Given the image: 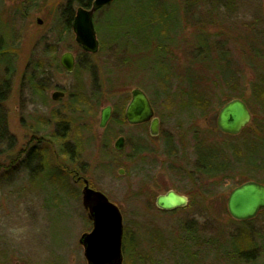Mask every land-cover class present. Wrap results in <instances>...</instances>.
Listing matches in <instances>:
<instances>
[{
    "label": "rangeland",
    "instance_id": "rangeland-1",
    "mask_svg": "<svg viewBox=\"0 0 264 264\" xmlns=\"http://www.w3.org/2000/svg\"><path fill=\"white\" fill-rule=\"evenodd\" d=\"M29 1L0 0V33L9 29L6 18L9 13H14L13 6ZM32 1L31 5L26 3L31 10L25 19L11 17L14 48L10 68L13 74L7 98L2 103L6 121L5 137L13 138V148L7 152L8 157L15 155L28 142L32 135L30 125L36 117L33 105L22 107L21 97L27 96L30 88L25 81L20 88V77L26 64L34 63L39 34L48 31L47 27L55 23L58 9L67 2ZM149 1L114 0L108 7L96 12V36L100 45L111 54L95 59L94 82L91 74H85L88 76L83 83L99 90L101 101L94 115L85 120L89 125L88 136L85 137L88 144L82 147L84 150L73 162V167L65 164L67 170L81 171L79 174L121 211L125 249L122 264H264V213L260 211L251 220L237 221L226 209L229 192L240 182L249 178L264 184V112L250 99L249 83L254 79V74L243 59L246 54L244 39L249 37V27L252 23L264 26V0H241L236 3L233 13L226 16L225 12V17L222 13L224 8L200 2L199 7H192L189 13L181 14L185 21H182L184 32L179 48H173L177 43L172 45L169 41L167 44V39H163L162 35L155 37L159 25L152 23V27L143 31L139 29L140 21L136 20L137 25L135 21L131 23L130 18L138 14L140 7H146ZM162 1L166 2L167 8L173 2ZM36 18L43 21L41 25L36 23ZM113 24L120 26L116 29ZM124 24L129 26V30L137 29L133 32L135 36L126 34L128 29ZM195 27L205 28L217 40L228 39L223 49L228 53L225 61H230L233 71L239 76L238 91L247 100L252 114L251 122L244 127L245 142L240 141V133L232 136L217 129L219 107L204 116L179 112L177 106L167 103L163 93L155 88L152 74L155 75L156 71L160 74L167 72L171 63L168 58L170 51L177 68L185 65L188 58L186 52L188 54L190 49H186L184 40H189ZM127 38H132L129 39L132 41ZM71 41L69 37L64 39L66 45L61 47L58 56L70 50ZM4 68L5 65L0 63V74ZM107 70L111 71L110 78L119 79V85L111 89L107 88ZM53 77L59 86H67L72 79L64 73ZM134 87H140L151 99L155 116L160 118L158 134L149 137L145 126L133 127L126 123L119 128L120 131L113 125L107 131L100 129V110L112 104L116 97L125 98L126 103ZM21 90L23 94H20ZM229 95L235 98L230 92ZM25 123L26 127L23 126ZM119 134H136L138 141L145 140L150 145L151 153L129 158L132 145L126 143L122 154L113 160L108 150ZM196 137L208 145L201 152L208 155L204 157L210 168L222 163L220 156L212 160L213 154L218 155L223 151L221 154L226 158L227 176L217 181L220 184L209 188V191L205 189L208 182L218 179H201L200 172L194 170ZM69 140L73 143L71 138ZM167 140H170L169 148L165 147ZM237 148L245 151L239 164L233 153ZM168 150L175 153L174 158L167 156ZM5 155L0 156V163L8 161ZM57 159H60L57 160L59 162L65 161H61V156ZM120 168L123 169L122 174L118 173ZM48 173L54 185H65L63 173L54 169ZM5 176L0 172V264H86L83 247L78 242L81 234L90 229L81 204V185L75 182L71 184L72 193L68 194L65 186L58 191L48 185L46 178L34 184L32 176L23 170L16 172L10 180L4 179ZM168 190L186 196L187 204L169 211L158 209L155 198ZM241 229H248L258 237L260 235L255 258L251 261L242 258L236 261L231 256L238 251L236 238L241 236ZM191 234L193 239H187ZM127 259H130L129 262Z\"/></svg>",
    "mask_w": 264,
    "mask_h": 264
},
{
    "label": "trees",
    "instance_id": "trees-1",
    "mask_svg": "<svg viewBox=\"0 0 264 264\" xmlns=\"http://www.w3.org/2000/svg\"><path fill=\"white\" fill-rule=\"evenodd\" d=\"M229 1H233L232 5H234L235 7L236 0H173L168 8V5L165 4L166 2H163L162 0H150L148 5L146 7H140V9L137 10L138 14L133 15L130 20H132L131 23L135 21L136 25L137 21H140L141 23L139 22V29L143 31H145V28L147 30L148 27H152V23L159 25V29L156 31L157 36H154L158 37L162 35L163 39L166 38L167 41H171L173 45L174 42H177L178 40L183 41L182 32H184V29L182 21H185V17H181V14L184 15L185 12L189 13L188 10L192 7H199L198 5L200 4V2H204L208 5L214 4L217 6V4L229 5ZM30 2L33 3L32 0ZM30 2L27 3L30 4ZM90 2L91 0H68L67 3L61 8V11L63 13L61 15L58 14L57 16H55V23H52L51 25L55 26L57 30L52 33H49L50 31H47L42 34L43 36L41 39L43 40V42L54 41L58 43L63 41L64 38L68 37L70 33L66 28L69 27V12L71 11V4L74 3L78 6L80 5L83 7H88ZM28 5H26L22 9V11L20 8L13 9L14 14H20V18L25 19V17L31 10ZM206 13L210 14L209 12ZM112 26L114 28L116 27L117 29V27L119 28L120 25L113 24ZM125 27L126 29H128L129 26H127L126 24ZM136 30V28L132 30L128 29L126 34L130 33L133 35V32H136ZM11 31V29L6 28V31L4 33H0V63L5 65L4 71H2V73L0 74V156L5 155L10 151V149L12 150L13 148V138L10 136L5 137L6 121L4 111L1 107V103L4 101L6 94L10 90V80L13 74L11 70L12 68H10V64L12 63L13 57L12 49L14 47L12 46V44L14 42V36L12 35L13 33ZM248 31L249 37L247 39H244V44L246 45V54L244 55L243 59L245 65L250 68L254 74V79L249 83V88L251 89L250 99H252L253 103L261 106L264 112V26H261L260 23H252ZM45 36H49V38L46 39ZM129 39L132 38H127L128 41H132ZM184 41L185 45H187L186 49H190V54H187L186 52V56L188 58L186 59L185 65L177 68V66L173 64L174 61L171 59L172 56H170L172 51H170L168 53V58L171 63L169 65V68L167 69V72H165V74H160L159 71H156L155 75L152 74V78H154V81L156 83V90L163 93L167 103L176 105L179 112L184 111L187 113H197V115L199 116H204L206 115V113L213 111V109L216 110L223 103L232 99V96L229 95V92L232 93L233 97L235 98H242V94L238 91V81L240 78L235 73V71H233V68L230 65V61H225V57L228 53L224 52L223 49L225 47L223 43L220 42V40H217L214 35L208 34L205 28L195 27V30L191 34L189 40L186 39ZM174 47H178V45L173 46V48ZM101 49L104 50L103 46L101 47ZM30 64L31 63L29 62L26 64L24 73L20 77V88L21 84H23L25 81L26 83H28L30 90L34 91L39 88L35 79V74L44 71L42 68L43 63L35 61L31 65ZM55 66L57 69H59V66L56 62ZM90 66L91 64H85V70L91 69L90 71L91 73H93V68H91ZM79 71L77 73H79ZM110 75L111 71L107 70L105 72L107 88L111 89L112 86L114 87L116 85H119V79L116 77L110 78ZM97 91V89L92 88L89 98H93L92 96L100 97V93H97ZM244 101L247 103V100ZM79 102L76 97L73 98L74 105H78ZM98 105L99 104H94L92 106L90 102L91 107L89 106V115H94V112L97 109ZM120 112V106L114 104V116L120 114ZM78 117L79 115L77 113H73L71 114V116L69 115L65 118L60 116L58 117L57 158L63 155L64 157L61 156V161L67 158V152H64L62 148L65 149L66 146H71L67 144L69 138L73 140L74 144L72 143V146L74 145L73 150L75 151L74 154L76 153L75 156H78V154L80 153L79 151L81 150V141L78 131L79 124H77ZM67 124L73 125L70 130L66 131L65 125ZM240 134V141L245 142V140H247V137L245 136V129H243ZM169 142L170 140H167L165 142L166 148H169ZM206 148H208V145L204 143V141H202L200 138L196 137L194 145V170L200 172V176L202 177L201 179H218L208 182V184L206 185L207 188L205 187V189L209 191V188H213L217 184H220L218 182H220L223 178H225V176H227V174L225 173L227 166L225 155L221 154L223 151H220V154H213V158L209 157L208 159L211 158L212 160H216L220 156V160L222 163H218L216 166H213V168H210V166L206 163V158L204 157L207 154L201 152ZM229 149H231V147H229ZM69 151L71 152V147H69ZM243 152L245 153L244 149H234L233 153L237 164L241 162ZM167 153L168 157H175V153H173L172 151L169 152L168 150ZM19 155L20 151H17L15 155H12L11 157H8V153L5 155L6 157H8V161L5 162V164L2 162L0 163V172H2L4 176L6 175V178L4 177V179H8V176H12L16 172L23 170L25 172H28L29 175L32 176L34 184H36L39 178L38 175L35 174V171L37 170L35 164L39 162L40 156L36 157V155H33L32 150L28 152L23 160L20 159ZM40 160L43 169V178L48 179V171H51V168L47 154L44 153ZM57 160L55 162V165L52 166V169L57 172L65 170L67 168L65 165V161L59 162ZM77 160L78 158L75 159L74 162H76ZM195 183L196 182H194L193 184ZM201 189L202 188L200 187V190ZM202 194L204 195V193ZM260 213H264V211ZM240 235V237L236 238L237 243H239L238 251L231 256L235 258L236 261L241 258L251 261L255 258L254 252L258 248L257 238H259L260 235L259 237L253 235L248 229H241ZM187 239H193V234L188 235ZM127 260L129 262L130 259Z\"/></svg>",
    "mask_w": 264,
    "mask_h": 264
},
{
    "label": "flooded vegetation",
    "instance_id": "flooded-vegetation-1",
    "mask_svg": "<svg viewBox=\"0 0 264 264\" xmlns=\"http://www.w3.org/2000/svg\"><path fill=\"white\" fill-rule=\"evenodd\" d=\"M8 1H12V0H8ZM239 1H241V0H236V3H238ZM232 2L233 1H229V5L217 4L218 8H224V11H222L224 17H225V12H226V16H229L231 13H233L235 11V7L237 4H235V7H234V5H232ZM26 3L27 2L17 4L16 6H13L12 9L23 8V6L27 5ZM62 13H63L62 11L59 12L60 15ZM69 15H70L69 27L66 29L70 33L68 35V37L72 39V41L69 43V45H72V46H69L70 50H65L64 52H62L58 56V53H59L61 47H64L66 45V43L63 42L64 40L61 42H58V43L54 42V41L43 42V40L41 39L43 35L40 34L38 36L37 43H36V47H37L36 53L38 56L36 61L39 63H43V65H44L43 70L44 71L43 72L41 71V72H38L35 74V79H36V82H37V85L39 86V88L34 90V91H31L29 89L28 95L21 97L22 98V101H21L22 107L25 105H29V104L33 105L34 109H35L34 112L36 113V117L33 118L32 125H30L31 128L29 129V131L31 132L32 135H31L30 139L28 140V142H26L23 145V148H21L19 157L21 160H23L26 157V155L28 154V152L31 150L33 152V155H36V157L40 156L39 162H37L35 164L37 167L35 174L38 175L39 180L41 178H43V171H42L43 169H42L41 160H40V158L43 156V154L44 153L47 154L48 160L50 161V168L51 169H52L53 162H55L57 160V150H58V138H57V136H58V133H57L58 121L57 120H58V117L60 116V117L65 118V117H68L69 115L71 116V114H73V113H77L79 115L78 119L77 118L76 119L78 122L77 124H79L78 125V127H79L78 131H79L80 141H81L80 149L82 150L83 149L82 147H85V145L88 144L86 142L85 137L88 136L87 132L89 131L88 130L89 125H88V121L86 122L85 120H88L91 117L89 115L90 102L93 100L94 104H99V102L101 101V96L100 97L99 96L98 97L92 96L93 97L92 99L89 98L91 92L88 90V86H86L83 83V80L88 75L79 74V73L75 74L72 71L67 72L63 68V66L61 65V56L64 53H70L72 58H73V61L76 65L80 64L82 61L90 62L91 68H93L95 66V59L97 57L99 58V57H103L105 55H109L104 50L101 49L102 46L100 45V40H98V48L94 52L85 50L80 44L76 43L74 40V33L72 30V22H73V18L75 16V10L72 9L69 12ZM92 20H93V24H96V19L94 18V16H93ZM40 21L41 22L38 23L37 18H36V23L38 25H41L43 22L41 19H40ZM94 27H95V25H94ZM47 30L50 31L49 33H52L54 31H56L57 29L55 26L50 25L49 27H47ZM95 30H96V27H95ZM45 38L48 39L49 36H45ZM97 39H98V37H97ZM230 39H231V37H229V40ZM220 42H222L224 47H225L226 43L228 42V39H225V40L221 39ZM168 43H169V41L167 42V44ZM174 43L178 44V47H175V48H179L181 41L178 40L177 42H174ZM70 47H75V48H70ZM55 62L58 64L59 69L56 68ZM59 73H64L65 75L72 77V79L69 81V84L67 86H59L55 83L53 75L55 76L56 74H59ZM92 79H93V76H92ZM23 93L24 92L21 90L20 94H23ZM145 95H146V93H145ZM74 97H76V99H78V102L80 101L78 105L73 104V98ZM146 97H147V99L151 105L152 110H153V116L152 117L153 118L157 117V116H155V112L153 109L151 99L147 95H146ZM114 98H115V96H114ZM130 98H131V90H130L129 99L126 103H125V100H126L125 98L116 97V100L112 104L111 103L107 104L106 106H109L111 109L109 119L103 128L99 127V122H98V127L100 129L105 128L107 131L113 125V127L114 126L116 127V130L118 129V131H120L119 128H121V126L124 125L125 123L127 125H130L133 127H137L140 125V126L146 127L149 137H153L149 133V128L151 126V119L146 121V122H141V123H137V124H129L126 121V119L124 117V112H125V108H126L128 102L130 101ZM58 104H60V106H58ZM114 104L119 105L120 109H121L120 114H118L116 116H114ZM245 104H246L247 108L249 109L246 102H245ZM106 106H104V107H106ZM249 111H250V109H249ZM39 112H42V113H41V115L38 116ZM100 113H101V110H100ZM250 113H251V111H250ZM251 117H252V114H251ZM157 119L159 121V127H158V132H159L160 118L157 117ZM82 121H85V122H82ZM99 121H100V115H99ZM72 125L73 124L65 125L66 131L70 130ZM23 126L26 127V123H25V125L23 124ZM130 136L129 135L123 136V135L119 134L116 137V139L113 142L112 148L110 150H108V152L110 153V156L112 157L113 160L115 158H117L118 155L122 154L126 143H128V144L131 143V145H132V147L130 149L131 153L128 155L129 158H132V159L137 158L145 152L151 153L150 152V145H148V143L145 140L138 141L137 137H135L136 134L135 135L133 134ZM119 137H122V142H121L122 148L120 150H117L115 148V142ZM82 140H83V142H82ZM69 141L67 144L71 145V146H69V147H71V152L69 151L68 146H66L65 149L62 148V150L64 152H67L66 160L70 163V165H68V167L71 165H72L71 167H73V162H74L75 158L77 159L80 156L81 150L79 151L80 153L78 154V156H75V154H74L75 151L73 150L74 145L72 146L71 141L70 142ZM68 151H69V153H68ZM120 170H122V172H123V169L120 168V169H118V173L120 172ZM80 172L81 171L74 170V169H72L70 172H68V170H62L61 171V173H63V175L65 176V178H64V180H65L64 184L65 185H63V186H65L64 190L68 191V194L72 193V186H70V185L73 184L74 182L77 184H80L81 189H82V187L84 186V180H86L88 182V186L91 189L99 191L98 189L93 187L84 176L79 174ZM69 176H70V179H69ZM45 181L48 182V185L54 186L58 191L63 190L62 185L57 186V185L53 184L54 181H52V176H48V179H46ZM80 194H81V190H80ZM158 209H160V208H158ZM84 211H85L84 213L86 214V218L90 224V229H89V231H90L92 229V222L88 217V210L84 209ZM120 213H121V211H120ZM89 231H87V232H89ZM123 237H124V229H123V236H122V255L124 252V250H123V248H124Z\"/></svg>",
    "mask_w": 264,
    "mask_h": 264
},
{
    "label": "water",
    "instance_id": "water-1",
    "mask_svg": "<svg viewBox=\"0 0 264 264\" xmlns=\"http://www.w3.org/2000/svg\"><path fill=\"white\" fill-rule=\"evenodd\" d=\"M114 0H93L90 8L77 7L72 22L74 40L85 50L96 51L98 40L93 24V14L98 9L110 5ZM40 23V19H37ZM61 65L67 72L73 68V58L70 53L61 56ZM110 107L101 109L99 127L103 128L110 116ZM153 116V110L145 95L139 88L131 89L124 117L129 124L146 122L151 119L149 133L158 134L159 121ZM251 120V113L245 102L233 98L222 105L216 117L217 129L228 135H237ZM122 137L115 142V148L120 150ZM122 174V170L119 172ZM82 207L88 210L92 229L81 234L79 244L83 247L86 264H122L123 225L119 208L111 203L100 191L91 189L84 180L81 190ZM187 204V197L174 190H168L155 198V205L161 210L169 211ZM228 214L237 221L251 220L260 211H264V184L246 180L233 187L226 200Z\"/></svg>",
    "mask_w": 264,
    "mask_h": 264
},
{
    "label": "bare ground",
    "instance_id": "bare-ground-1",
    "mask_svg": "<svg viewBox=\"0 0 264 264\" xmlns=\"http://www.w3.org/2000/svg\"><path fill=\"white\" fill-rule=\"evenodd\" d=\"M67 1H68V0H67ZM92 1H93V0H91V2H90V4H89L88 7H83V6H80V5H79V6L88 9V8H90V6H91V4H92ZM29 2H30V1H29ZM66 3H67V2H66ZM27 4H29V3H27ZM30 5H31V2H30ZM74 5H75L74 3L71 4V10L73 9V10L76 11V8L79 7V6H78V5H75L76 8L74 9V8H73ZM25 6H26V5H25ZM25 6H23V8H24ZM60 6H61V5H60ZM63 6H64V5H63ZM106 7H108V6H104V7L100 8V9H98L97 11H101L102 9H104V8H106ZM23 8H20L21 11H22ZM29 8H30V7H29ZM61 10H62V9L59 8V9H58V12H60ZM21 11H20V12H21ZM97 11L94 12V14H93L94 17H96V12H97ZM11 17H12V18L18 17L19 20H23V19L20 18V14H14V13L10 14V13H9V14L7 15V18H6V21L8 20L7 23H9V29H12V28H11V23H12V22H11V21H12V20H11ZM37 19H40V18H37ZM11 32H12V31H11ZM40 34L42 35V34H44V32H42V33H40ZM40 34H39V35H40ZM96 38H97V37H96ZM64 39H65V38H64ZM97 40H99V39H97ZM35 48H36V47H35ZM103 49H104V47H103ZM104 51H105V49H104ZM105 52H106V51H105ZM106 53H107V54H111V53H109V52H106ZM35 55H36V57L34 58V62L36 61V59H37V57H38L36 52H34V56H35ZM127 61H128V60H127ZM74 64H75V63H74V61H73V68H72V72H73V73L76 74V73L79 71V68H80L79 74H88V75H90V74L93 75V74H94V72L91 73V71H90L91 69H89V70L86 69V70H85V64L88 65V64H90V62L82 61L80 64H77V65H76V64L74 65ZM42 68H44V65L42 66ZM92 70L94 71V69H92ZM92 80H93V79H92ZM93 82H94V80H93ZM91 89H92V88H89V87H88V90H89V91H91ZM140 89H141V88H140ZM141 90H142V89H141ZM142 91H143V90H142ZM97 93H100V91L98 90ZM6 98H7V94H6V97H5V99H4L3 102H5ZM91 99H92V98H91ZM232 99H233V98H232ZM230 100H231V99H230ZM3 102H2V103H3ZM226 102H227V101H226ZM226 102H225V103H226ZM2 103H1V107H3ZM91 105H92V106L94 105V101H93V100L91 101ZM90 107H91V106H90ZM221 107H222V105L219 107V110H220ZM219 110H218V112H219ZM218 112H217V115H218ZM5 127H6V125H5ZM61 156H62V155H61ZM64 160H65V164H66V165H67V164L70 165V163L66 160V158H65ZM55 162H56V161H55ZM55 162H53V165H54ZM53 165H52V166H53ZM66 167H67V166H66ZM65 170H67V168H66ZM12 177H13V175H12V176H8L7 178H8V180H10V179H12ZM5 178H6V176H5ZM82 188H83V187H82ZM81 190H82V189H81ZM122 256H123V255H122Z\"/></svg>",
    "mask_w": 264,
    "mask_h": 264
}]
</instances>
